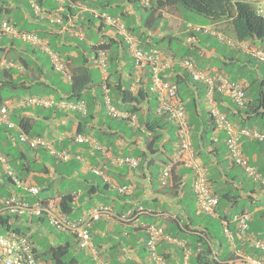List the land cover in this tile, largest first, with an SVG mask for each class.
Here are the masks:
<instances>
[{"label": "trees", "instance_id": "1", "mask_svg": "<svg viewBox=\"0 0 264 264\" xmlns=\"http://www.w3.org/2000/svg\"><path fill=\"white\" fill-rule=\"evenodd\" d=\"M37 1L43 5L42 0ZM68 2L69 3L63 5L64 11L62 13V17L64 18V21L62 23L68 22L69 17L77 15L80 11L78 7L82 4L81 6L84 5L88 8V10L95 8L101 12L111 14L113 17L121 16L128 31L131 32L133 36L140 39L142 45L146 43V47H155L156 43L160 42L159 40H156L157 37L155 35H157L156 32L158 28L161 27L162 30V28H164L168 23V20L165 21L167 15L164 11L170 7L176 6L179 10L184 9L215 20H225L232 26V34L235 39L249 41L252 44L263 48L260 43H264V15L258 12V5L252 0H149L147 4L144 0H69ZM231 5L235 8L234 14ZM54 8L58 9V7ZM4 10L11 13L12 7L4 5V1L0 0V15ZM88 10L84 12L85 14L81 19L82 21L80 20V23L83 24L81 26L86 28V32L88 28L96 29V31L98 30L100 33L105 29V23L101 18H97L94 14L89 13ZM180 16L181 18L179 21L177 20L178 31L180 32L177 35L166 33L162 38L169 39V43L171 44L174 39H183L187 43L189 37H194L200 38V42L202 44L199 41L196 44L190 43L185 50L179 51L178 53L174 52L173 57L176 58V56H179L178 58L180 59L187 57L193 59L195 62H200L201 53L203 52L207 42L211 40L210 42L212 47L210 45L206 48H209L210 50V48L215 47L217 49V55L214 58L209 56L206 61L202 62V68H207L212 74H221V72L224 75L227 74L230 76V79L234 81H245L247 101L244 106H238L233 102L236 105L234 107L236 112L230 114L227 113L228 119L231 121L234 120L233 122L236 121L238 125L242 127L247 126L264 130V63L254 58L251 54H246L239 49L233 48L232 46L225 44V46L221 47L220 42L217 41L214 43V41H212L211 38L214 36L213 34L205 33L204 30H197L195 29L197 27L195 25L190 24L191 27H187V25H184L183 23L182 13ZM163 21H165L164 24H162ZM14 24L17 25V22L14 21ZM75 24L71 25V28L74 30L77 28ZM144 28H146L147 34H150L148 36L149 38L154 37L153 42H149V38H147L146 33L144 34L142 32ZM228 32H231V30L227 31V33ZM103 35L104 37H102L97 44L95 43L91 46L88 45L84 37L75 35H72V39L64 46V51L60 50L59 47L53 48L52 46L54 52H56L66 63L70 74H72L71 80L66 78H62L61 80L57 79V81L48 79L49 82H47L41 79V76L44 75L46 71L44 66H41L40 63L36 64L34 62L35 64L33 65V60L31 61L29 57L21 54L16 59L10 60L13 64H20L25 67V69H29L32 72H19L18 69L13 66H2L0 68V70H3L2 75L0 76V109L9 100V97L13 96L11 95L5 98L2 91L6 89L20 90L23 94H30L27 97L48 96V94L53 95L52 98L57 102L61 100H65L67 102H78L79 100H84L87 105L86 114L78 113L77 111H73L72 113H75L77 117H80V119H83L84 121H80V123L82 122L84 126L80 125L77 132H87L86 134H88L89 131L87 129V125L89 123L92 124V120L98 114L96 112V107L99 104L103 110L104 107L106 109L101 112V114L103 113L101 115L102 121L105 119L109 124L113 119L126 122L109 112L105 98L108 94L111 98L113 106L117 110H120L123 105H126V111L137 113L138 119L143 128L146 127V129L151 132L150 138L147 136V142L150 145L161 142L164 134L161 131L158 132V130H169L170 128H173V126H171L172 121L167 115L157 114L156 111L151 112L150 110H147L145 114L143 111L142 103H146L148 105L151 103L153 98L157 101L156 105L158 106V96L153 92V78L150 67L146 66L142 80L137 87H133L131 79L124 81L123 71L128 72L129 70V75L131 76L135 71V58L132 56L133 63L132 61H129L125 66H120L118 61L120 60V54L123 53L124 58L125 55L130 54V46L126 43L123 37L118 34L111 36L110 34L104 32ZM58 36L59 35L56 34L54 35V37ZM49 45H51V41L49 42ZM223 47L228 49V54L222 53L221 49ZM68 48H75V50L79 49V51L77 50L78 55L73 57L71 54H66L70 52V49L68 50ZM101 50L106 51L105 61L107 76L104 78L101 69V82H96L93 76L91 62L94 58L97 59ZM163 51L165 54H168L167 50ZM30 52L36 53L37 50L33 48ZM220 54L223 56L222 59L219 58ZM2 59L3 58L0 57V60ZM34 69L35 71H33ZM50 69L54 71V66L51 65ZM170 70L167 71L166 69L161 72V76L166 81L174 82L178 86V94L183 102L187 115V122L192 131V144L194 150L196 151V156L203 158V166L209 172V174H207V181L213 190V195L218 198V204L216 205L215 213L213 215L220 218L223 222L228 223V228L232 232L233 237L237 238L236 241L239 243L237 246L243 249V242L247 243L249 251L246 252L251 253L253 250L255 257L262 259L264 264V249L255 247L251 241L253 238L264 242V208L259 210L256 209L261 206L262 201L264 203V197L259 199L255 197L258 192L257 188H264V162L257 164L249 158V163L256 167L257 172L261 176L259 180L255 181L251 175L246 172L242 165L233 160L230 156L228 146H226L228 158L223 157L222 160H218L215 164L211 159H208L203 150L208 148L207 140L210 145L213 144L212 135L215 133L217 128L210 112H205V110L200 108V101L206 98V86L202 82L199 83L194 81L189 71L180 65L175 67V69ZM58 73L59 76L64 77L62 73ZM105 89H109L108 93L105 92ZM220 96L221 94L218 93L216 95V99L220 100ZM27 97L22 98V100H25ZM218 106L222 112H226L221 105L218 104ZM43 109L47 110V112H45L46 114L43 113V120L23 116L21 112L16 113V110H10V119L15 126L8 127L5 124H0V148H6V146H4L6 139H9L10 136L14 140L15 136L13 135V131L18 130L19 134L16 142L14 140L12 143L13 145H16L17 149H12L11 146V150H6V152H8V155L11 156V162L16 170H18L21 177H26L25 175L33 171V165L34 163H38V159H36L35 154L27 155V151H24L23 148L20 147V145L25 144L30 151L34 150V148H32V146L28 143H21L19 138L20 134L26 133L30 136H34V131H37L38 135L43 136L44 132L37 130L39 122L44 124V122L49 121V118L53 116L52 113L55 114L54 117L61 118V116H64L62 111L65 112V110L58 108L57 105H53V107L50 108H41L38 106L33 107L34 113L36 112L35 114L37 115L41 114V110ZM58 109H60V111H57ZM104 112L107 114H104ZM152 115H155V117L152 118ZM144 117L147 118L145 119ZM45 125L47 130H49L48 124L45 123ZM91 128H89V130H91ZM176 129L178 130V127ZM139 131H142V128H139ZM112 142L113 140L108 141V144H111ZM245 142L243 143L242 141V148L246 155L249 153L248 148L251 144L255 145L256 148L260 146L264 152V145L262 143L249 140ZM222 145L223 144H219V146ZM41 149H37L36 152H39ZM214 150H216V152L221 151L217 145L214 147ZM13 151L15 152L13 153ZM52 156L55 157L54 155ZM227 160L228 162L230 161L227 166V170L230 171V173L237 167H242L243 171L240 176L236 175L232 171L230 175L227 174L226 181H223L216 176V170L218 168V164L226 163ZM42 161V163L39 162V168L43 171L41 173H48L49 169L46 162L44 160ZM3 178H7L5 173L3 174ZM173 182L174 184L171 187L172 192L170 194L176 196L182 189H184L185 184L182 183L181 175L179 176V179L174 178ZM102 183L103 188L108 186L107 183L103 181ZM245 183H248V185ZM96 187L97 191L95 192H102L100 184H97ZM1 188L2 186H0V190ZM60 196L62 211L69 217L74 218L76 216V209L74 207L76 195L72 192H66ZM245 210L252 212L254 216L252 217L249 228L244 233H241L237 224L233 221V217L236 213L244 212ZM200 214L202 213L199 211V208H195L193 218L196 219L197 222L196 224L192 222V225L181 224L178 217H168L166 219V227H163L165 233L172 234L176 238L187 241L186 248H180L181 252L179 253L182 254L181 259L186 257V251L188 250L190 251L189 257L191 264H227L226 262L231 256H233V252H229L228 255L225 256L226 258L220 257L219 254L215 252L214 241L218 240L217 235L208 225L202 224L203 221H201L198 217ZM190 220H192V218ZM20 221L21 218L18 216L0 215V226L4 227L6 232L15 230L23 234L27 233L30 241H32L35 245L36 241L33 233L31 234L28 230L22 229L18 225ZM144 229H146V227H144ZM140 237L141 239L143 238L147 240L148 234L145 233L144 236L142 235ZM242 237L248 239L243 240ZM138 238L135 239L132 236V240H134L133 244H135L132 245V248H135ZM121 241H123L122 238L118 239L117 242H114V245L116 246ZM250 242L252 244V246L250 244L251 248L249 246ZM124 243H129V241L124 240ZM166 243V240H162L160 242V244H164V247L160 248L158 246V253L163 255L168 262L170 254L166 252ZM74 244H78V242L76 241ZM72 246L73 244L70 241L60 242L59 244L51 243L49 246L44 247V249L40 251V247L35 245V251L38 260L43 264H81L76 255H74V250H71ZM145 250H147L146 242L145 247H142L141 252H139L138 259H127V262L129 264H147L143 258L145 255L143 252ZM112 253L113 254L110 255V261L113 264H123L117 255L114 252ZM91 264H96V262L92 260Z\"/></svg>", "mask_w": 264, "mask_h": 264}, {"label": "crops", "instance_id": "2", "mask_svg": "<svg viewBox=\"0 0 264 264\" xmlns=\"http://www.w3.org/2000/svg\"><path fill=\"white\" fill-rule=\"evenodd\" d=\"M3 1H4V5L12 7L11 12H13V9H15V8L20 9V7H18L20 5V3L18 4V0H3ZM49 2L56 4V5H52L54 7H59L61 4L58 5L54 1L42 0L43 8L47 9L48 11H53L52 14L56 13V11L51 10L50 6L47 4ZM81 5L79 7H82ZM127 8H128V6H127ZM79 10H80V8H79ZM3 12H7V11L4 10ZM164 13L167 15V17H168V15H170L167 11H164ZM84 14L85 13L83 11H79V13L77 15H73V17H70L69 21L66 24L63 23V25L50 24L48 21L43 20V22H44L43 24L45 25V27H42V29L40 31L42 33H44L45 36L40 37L37 32H32V33H35L44 42H46L52 51H54V50L49 45L50 40L47 37V35H49V34L59 35L58 37H56L57 43H58L57 45H58L59 49L62 50V48L64 49V46L67 45L69 43V41L72 39V37H71L72 35L81 36L84 38L88 37V35L86 33V28L81 26L83 24L80 23L82 21L81 19L83 18ZM117 17H119V16H117ZM5 20L10 21L11 23L13 21L11 19H5ZM122 21H123V19H122ZM75 22H76V24H75ZM224 22L226 23L225 20L222 23H224ZM12 24L17 28V25L14 24V21ZM73 24L76 25V27H77L76 30L71 29V25H73ZM176 28H178V27H176ZM205 28H207V27H205ZM212 29L216 30V31L223 32L224 34L227 33L225 31L219 30V28H216V29L212 28ZM104 30L107 31L106 32L107 34H110L111 36H115V33L113 32V29L110 26L106 25ZM109 30H110V32H109ZM19 31L30 32V31H22V30H19ZM142 32L144 34L146 33L147 38H149L148 36L150 34H147L146 28H144L142 30ZM179 32L180 31H178V29H177V32L174 31L172 33V35H177ZM100 33H101V38L104 37V35H103L104 32L101 31ZM156 34L157 35L162 34L161 27L158 28ZM164 34H166V32ZM157 35H155V36H157ZM226 35H228V34H226ZM10 36H13V35H10ZM61 36H62V39H61ZM229 36L234 38V35L233 36L229 35ZM13 37H15V36H13ZM17 38H19V37H17ZM153 39H154V37L149 38L148 41L153 42L154 41ZM201 39H203V38H201ZM21 40H23V39H21ZM66 41H68V42H66ZM198 41L199 42L201 41L200 38L189 37L187 40V43H188V45L190 43L196 44V43H198ZM145 44H143L144 48L151 47V46L146 47ZM90 45H94V44L90 42ZM210 45H211L210 41L207 42L206 46L204 45L205 46L204 50L201 53V60H200V62H197V65L200 68L202 67L201 66L202 62L206 61L209 56L214 58L217 55L216 54L217 49L215 47L210 48V50H209V48H206V47H209ZM61 46H62V48H61ZM211 47H212V45H211ZM33 48H35L37 50V52L41 51V52L48 53L47 51H45L43 49L42 45L32 44L31 49H33ZM31 49H26V48L20 49L17 46H15V43L13 40H12V44H8V46L7 45L1 46V50L6 55L10 51H17L18 56L21 54L23 56L30 57L31 55H35L37 53V52L31 53L30 52ZM68 49H70V52H68L66 54H71L73 57L78 55L77 49L76 50H75V48H68ZM169 51L167 53L173 57L174 51L172 50L171 46H170ZM206 51H207V54H206ZM121 53H122V51H121ZM48 55H49V53H48ZM120 55H121L120 60L118 62L120 64V66H125L127 62H126L125 58L123 57V53ZM130 55L133 56L131 50H130ZM0 57L3 58L2 59L3 61H8L6 56L5 57L0 56ZM178 57L179 56H176V58H175V60L178 59L177 62H173L172 65L169 68H167V71L170 69H175V67L180 65L179 64L180 58H178ZM222 57L223 56L220 54L219 58L222 59ZM10 60H13V59H10ZM50 60H51V65H53L51 57H50ZM34 62L36 64L40 63L41 66L42 65L44 66V69L46 72L44 75L41 76V79L49 82L48 79H51V78H49L50 75H48V73H47V69L45 67V64L42 63L41 60H38V59L33 60V62H32L33 65L35 64ZM96 66H98V65H96ZM1 67H2V65H0V68ZM13 67H16L19 72H22V71L23 72H32L29 69H25V67H23L17 63H15L13 65ZM33 71H35V69ZM123 72H124V81L131 79L133 82L131 75H129V73H127V71H123ZM228 77H230V76H228ZM243 82H245V81H243ZM14 91L15 92L12 94L13 96L9 97V100L6 102V103H11L10 110H14V111L16 110V113L21 112V114L23 116H28V117H33V118L43 120V116L46 113H44V114L41 113V114L37 115V114H35L36 112L34 113L32 106H18L17 108H14L12 105H15L17 101H20V100H22V98L30 95L28 93H27L28 95L23 94V93H21L20 90H14ZM44 96H47V95H44ZM48 96L53 97V95H49V94H48ZM217 98H218V96H217ZM215 100L226 111V112H224L226 115H227V113L230 114V113L236 112V110L234 108L236 105L233 103V101L228 96L221 95L220 100L219 99H215ZM200 104H201V107H200L201 109L205 110V112L209 111L210 104L208 103L207 95H206L205 99L200 101ZM148 105H149V108H148ZM148 105L146 103H142L143 111L145 112V114H146L147 110L148 111L150 110L151 112L154 111V109H152V107L150 106L151 103ZM21 107H23V108H21ZM127 108H128V105H127ZM96 109H97L96 112L98 114L92 120V124L89 123L87 125V129L89 131L88 134L95 137L98 141L108 145L109 149L107 150L106 153L96 151L92 147V145H90V144H81V143H77L74 140V134L77 132L79 126L83 125L82 122L80 123V121H83V119L81 120L80 117H77V115L75 113L62 111L64 113V116H61V118L54 117L55 114L52 113L53 116H51L49 118V121L44 122V124L45 123L48 124V128L50 131L47 130V135H49L51 137V139L55 142L56 147H58V148H66L67 147L69 150L76 152L80 155L79 157H74L72 159H75L77 162H79V164L84 169V171H86L85 172L86 174L83 177L82 181H83V183L87 184V186H88L89 199H91L93 197H98V196L104 197L105 199H109V202H107V203L98 201L92 207L85 210L82 208V205L80 203V201L82 200V197H83L82 191L75 192L74 193L76 195V199H75L76 204H74V207L76 209V212H75L76 216L75 217H78V216L85 214L86 212H88L89 210H91L92 208H94L98 205H107L108 207L112 208L113 212L116 214V216L114 218H106V219H102V220H99V221L93 223L92 227L90 228L92 241L95 245L97 252L99 253L100 259L103 262L113 264L110 261V255L113 254L112 252H114L117 255V257L122 261L123 264H129L127 262V259L137 260L139 257V252H141V248L145 247L146 240L143 238L141 239L140 236H142V235L144 236V234L147 233L146 229H144V227H146V225L153 224V225H157V226L166 227V219L168 217H178L181 224H183V225H186V224L192 225V222L196 224L197 221H196V219L193 218L194 209L198 207V203L196 201V196H195V192H194V188H193L194 181H195L196 174H197L196 170L199 169L200 171L204 172L206 177H207V174H209V172L203 166L204 165L203 164V158L196 156V151L194 150L193 144H192L193 157H191L189 155L185 156L187 162L190 163L189 165L184 162L185 157L182 160H180V159L177 160L175 163L173 162V160L175 158L179 157V155H178L179 154L178 153V151H179V140L177 137L179 133H178V130L176 129L177 125L174 122H171V126H173V128H170L169 130L168 129H163V130L159 129L158 130V132L161 131L164 134L163 140H161V142L155 143L154 145H150L147 142V136L150 138L151 132L148 131L146 129V127L143 128V126L141 125L142 127H140V128H142V131H139V128L132 127L127 121L126 122L122 121V122L128 124V126L131 127V129H129V127L125 126V124H121L119 126H114L113 123L109 124L105 119L102 121L101 115L103 113L101 114V112H102L103 108L100 106V104L96 107ZM121 109L126 110V105H123L121 107ZM53 110H56V109H53ZM104 110H106L105 107H104ZM57 111H60V109H58ZM151 117L153 118V117H155V115H152ZM144 118L146 119L147 117H144ZM235 123L238 124L236 121H235ZM101 124H103V125H101ZM89 128H91V130H89ZM170 132H174L175 145H174V147L171 148V152L167 153L166 152V144L172 140L171 137H169ZM105 135H108L106 137L111 136L112 139L107 140V138H105ZM226 136H227L226 132L219 131L216 129L215 133L212 135L213 144L210 145L209 141L207 140L208 148L204 149L203 151L205 152L206 157L208 159H211L214 162V164L218 160H222L223 157L228 158V152H227V147H226L227 145L225 144V137ZM10 138L11 137L9 136V139H6V142L4 144V146H6V148H0V150L3 151V153L5 155L9 156V158L11 156L8 155V152H6V150H9V149L11 150V146H12V149H17L16 145L12 144L15 139L13 140L12 138L11 139ZM112 140H113V142L111 144H108V141H112ZM242 141L244 143L245 141H247V139H245V138L241 139V146H242ZM15 142H16V140H15ZM245 143H248V142H245ZM219 144L220 145L223 144V145L219 146ZM216 145L218 146V148L221 149L220 152H218V151L216 152V150H214V147ZM223 149H224V151H223ZM15 151H13V153ZM126 151L130 152V154H127V155H130L131 157L133 156V157H136L139 159L140 162H139V165L137 167L133 168L128 164H116L114 162L116 157L125 156L126 155L125 153H127ZM248 151H249V153L247 155L244 152V154H245L246 158H248V160L250 158L251 160H253L257 164L264 162V152L260 146H258L256 148L255 145L251 144L250 147L248 148ZM30 152H31L30 154H28L26 152L27 155L35 154L36 159H38V162H41V163L43 162L39 156L38 151H37L38 153L34 152V151H30ZM172 162H173V166H172L171 176H170L169 180L167 181V183L165 185H163L162 179H161L162 178V176H161L162 172L165 169L166 165L168 163H172ZM229 162L227 160L226 163H221V164L217 165L218 168L216 170V176H218L220 178V180L226 181L227 174L230 175L232 173V171L234 173H236L235 172L236 169L232 170L231 173H230V171L227 170L228 169L227 166H228ZM230 166H232V165H230ZM47 167L49 169L48 173H45V172L41 173L43 171H41L40 168L38 170H36L35 168L32 169L33 171L30 172L31 177L27 178V180L29 181V179H31L32 182L34 183V182H36V180H35L36 175H41V174L47 175V174H49L51 172V169L48 165H47ZM93 168H101L103 170V173H105V175L109 176L114 181V183L120 184V185H126L128 187V191L125 194L120 193L117 189L112 187L110 184H107L108 185L107 187H105V186H104L105 188L102 187V192L101 191L95 192V191H97L96 185L98 184V182H96L94 180L95 176L101 178V180L103 182H104V179L101 176L95 174L93 171ZM3 174H4V171H3L1 163H0V186H2L0 191H1V193L5 194L8 192V187H7V182H6L7 180L5 178H3ZM88 174H89V176H88ZM180 175H181L182 183L185 184L184 189H182L180 191V193L176 196L171 195L170 194L172 192L171 187L174 184L173 180H174V178L179 179ZM254 180L257 181L256 179H254ZM245 184L248 185V183H245ZM249 184H251V183H249ZM236 185L238 186L237 183H236ZM111 191L113 193L109 194V192H111ZM257 191L258 192L256 193V196H255L256 198L259 199L261 197H264V188H262V187L257 188ZM244 195H245V193H244ZM110 201H113V203H111ZM78 207L81 208V212L79 210H77ZM261 208H264L263 201H262L261 206L257 207L256 209L259 210ZM200 212L204 215H210V214H206V213L202 212L201 210H200ZM20 218L22 220L25 219V224H26L27 230L30 233L34 232L37 234L40 233L42 235H48L50 233V230L45 228V226H44V221H45L44 218L46 220H48L46 217H36L35 218V216H22ZM191 218H192V220H190ZM202 224H204V223H202ZM204 225H206V224H204ZM132 236L135 239H137L139 237L135 248H132V245H135V244H133L134 240H132ZM120 238H122L123 241H121L119 244H117L115 246L114 242H117L118 239H120ZM124 238H126V239H124ZM242 239L246 240L243 237H242ZM75 240L77 241L76 238H75ZM124 240H128L129 243H124ZM236 240H237V238H234V237L232 239H230V243H231L230 245L232 247L229 249V251L227 253H226L227 249L224 247L223 242L221 240L220 241H218V240L214 241L215 242L214 243L215 252H217L219 254V256L222 258H226L225 256L228 255L229 252H231V251L234 252L236 250H239L243 254H247V255H251V256L255 257V255L253 254V250L251 251V253L246 252V251H249L247 243L243 242V246H244L243 249H245V250H243L239 246H237V244L239 245V243ZM54 241L56 242L55 244H59L61 242L57 238L54 239ZM37 244H39V243L35 242L36 246H37ZM250 244H251V242L249 243V246H250ZM76 246H77V244H76ZM251 246H252V244H251ZM251 246H250V248H251ZM159 247L163 248L164 244H160ZM165 248H166V252L168 254H170V259L168 261L169 262L168 264H172V263L173 264H180L181 260H182L181 259L182 254L179 252H181L180 248H182V247L180 245H177V244L166 243ZM87 254H88V256L92 257V254L90 251H88ZM143 254H145L143 258L147 262V264H154L153 262H151V258L149 255L148 248H147V250H145L143 252ZM92 260H93V257H92ZM40 264H43V263L40 262Z\"/></svg>", "mask_w": 264, "mask_h": 264}, {"label": "built area", "instance_id": "3", "mask_svg": "<svg viewBox=\"0 0 264 264\" xmlns=\"http://www.w3.org/2000/svg\"><path fill=\"white\" fill-rule=\"evenodd\" d=\"M29 1L35 9L36 16L39 19L47 20L50 24H62V18L59 15L46 11L36 0ZM144 1L146 4L149 2V0ZM252 1L258 5V12L264 15V0ZM94 13L97 18H101L104 23L114 29L117 33L121 34L126 43L130 46L135 58V71L133 74L135 86L140 84L146 66L150 67L153 78V92L158 96V112L159 114L167 115L178 127L180 137L178 151L179 157L175 158L173 162L175 163L179 159L182 160L186 155L193 157L192 131L187 122V115L183 102L178 94V86L174 82L166 81L161 76V72L169 68L173 62H177L178 59L175 60L174 57L165 55L160 49L155 47H150L149 49L143 48L140 45V42L129 31H127L121 17H113L107 13H100L99 11H95ZM188 27H191V25ZM195 29L204 30L205 33H211L221 41L228 43L233 48L251 54L260 62L264 63V51L253 46L249 41L233 39L220 32L213 31L210 28L197 26ZM0 34H11L23 40L30 41L34 45H42L43 49L51 56L54 69L57 72L62 73L66 79H72V74H70L66 63L62 58L59 57L56 52L52 51L47 43L35 33L21 32L9 21H3L0 26ZM105 57L106 51L101 50L96 59L97 64L102 69L104 78L107 76ZM179 64L181 67L189 71L194 81L205 84L207 100L210 104V115L215 121L216 128L227 134L226 143L230 156L236 163L242 165L246 172L254 179H260V174L254 166L248 163V160L244 155L241 146V139L245 138L250 141H258L264 145V131H261L258 128L246 126L239 127L235 125L228 119V116L220 110L218 103L215 100L216 95L220 93L221 95L229 96L238 106H244L246 103V92L243 84L240 81L230 79L224 74H211L209 71L200 68L191 58L186 57L179 59ZM3 65L10 67L13 63L4 61ZM108 91L109 89H105L106 93H108ZM105 98L108 110L111 114L116 117L130 118V121L133 124L136 123V115L130 116L127 113L118 111L113 106L108 94ZM53 105H58L59 108L65 111H77L83 114H86L87 112V105L84 100H79L78 102L61 100L56 103V101L49 96L27 97L25 100L17 101L16 104L12 106H38L42 108H50L53 107ZM10 107L11 103H6L1 107L0 124L14 127L15 124L10 119ZM74 138L77 143L91 144L96 150L102 152L107 151V148L100 144L91 135L76 133ZM20 140L21 142L28 143L32 148L47 149V151L62 161H69L74 157L80 156L78 153L73 152L68 148H55L47 138L42 136L29 137L25 133H21ZM114 162L116 164H128L133 168L137 167L139 164V160L136 157L131 156L116 157ZM173 162L168 163L162 172L161 179L163 185L167 183L171 176ZM184 162L188 165L190 164L187 162L186 157ZM0 163L9 179V182H7L8 192L6 194L0 192V215L46 217L49 223L57 230L69 233L76 237L78 247L90 251L98 264H109L100 259L99 253L92 241L90 228L93 223L99 220L114 218L116 214L113 212L112 208L107 205H98L81 216L71 218L62 211L61 199L59 197L48 199L40 198L38 186L32 181L20 178L13 169L9 158L1 150ZM93 171L120 193H126L128 191L126 185L114 183L109 176L103 173L101 168H94ZM196 173L193 187L197 196L198 206L202 212L206 214H214L216 205L218 204V198L213 195V190L207 181L205 173L199 169L196 170ZM233 220L236 222L240 232L244 233L249 228L252 220V213L248 210L239 212L234 215ZM225 226L227 233H229L227 224ZM146 231L148 234L146 246L150 258H152L151 260L154 264H167L165 258L158 253V244L162 240H167L168 242H178V240L171 235L165 234L163 227L157 225H146ZM251 241L255 247L264 249V242L262 240L252 238ZM181 245H184V243L181 242ZM0 264H39L33 252V246L29 237L16 231H8L5 234H0ZM183 264H189V261L186 259ZM227 264H263V261L251 255H245L237 250L235 257L227 261Z\"/></svg>", "mask_w": 264, "mask_h": 264}, {"label": "rangeland", "instance_id": "4", "mask_svg": "<svg viewBox=\"0 0 264 264\" xmlns=\"http://www.w3.org/2000/svg\"><path fill=\"white\" fill-rule=\"evenodd\" d=\"M49 1H54L56 2L58 5L60 4H64V2H66L65 4L69 3L67 0H64V2H60L59 0H49ZM20 3V5L18 7H20V9H13V12L11 13H7V12H3L0 15V24L3 20L5 19H11L13 21L17 22V28L19 30L22 31H30V32H37L39 34L40 37H44V33H42L40 30L42 29V27H45V25L43 24V20L39 19L36 16L35 13V9L32 7V4L29 0H18V4ZM52 10H55L56 12L62 14L63 13V7L60 5L58 7V9L54 8V6L52 5H56L54 3H47ZM16 6V5H15ZM181 13H182V19H183V23L184 25H187V27L191 24V25H195V26H201V27H207V28H219V30L222 31H229L231 30V32H228L226 34L227 37H230L229 35H233V28L232 26L228 23V22H223V20L221 19H211L202 15H198L196 13L193 12H189L186 11L184 9H180ZM166 11L170 14L168 15V17H166V20H168V23L165 25L164 28H162V34L161 35H157L156 40H159V43H156V46L158 48H160L162 51L163 50H170L169 46L171 45V48L174 52L178 53L179 51H183L185 50V48L188 46V43H186V41H184L183 39H174L171 44L169 43V39H163V35L164 33H171L176 31L177 29L176 27H178V22L179 19L181 18V14L180 11L178 9H176L175 7L166 9ZM165 21H163L162 24L165 23ZM175 23V24H174ZM103 32H107L105 30H103ZM110 32V30H109ZM88 33V37H85V41L88 43L89 46L90 42L93 44H97V42H99L101 40V33H99L98 31H96V29H88L87 28V32ZM66 36V35H65ZM47 37L49 38V40L51 41V45L50 47L53 46V48L58 47V43H57V38L54 37V35L49 34L47 35ZM62 39V36H61ZM212 41L215 42H220L221 46H225L229 45L228 43L221 41L218 37L213 36ZM12 40L15 43V46H17L18 48L22 49V48H26V49H31L32 44L30 41H24L21 40V38H17L16 36H10L9 34H3L0 36V56H6L8 60L10 59H16L18 57L17 55V51H10L7 53V55L1 50V46L2 45H7L8 44H12ZM211 41V40H210ZM55 45V46H54ZM260 45L264 48V43L261 42ZM230 46V45H229ZM62 48V46H61ZM168 48V49H167ZM69 50V49H68ZM79 51V49H77ZM222 53L223 54H228V49L223 47L222 49ZM62 51H64V49L62 48ZM167 51V52H168ZM170 52V51H169ZM78 53V52H77ZM37 55V56H36ZM181 55V54H179ZM36 56V57H35ZM30 60H41L42 63L45 64V67L47 69V73L48 75H50L51 79H53L54 81H57V79L61 80L64 77L59 76V73L57 71H53L50 69V65H51V60L50 57L48 55V53L46 52H41L38 51L35 55H31ZM125 60L126 62H131L133 63V59L132 56L129 55H125ZM97 62L95 60V58L93 59V61L91 62V68H92V72H93V76L95 78L96 82H101V77H102V72L101 69L96 66ZM129 67V66H128ZM3 70H0V76L2 75ZM129 73V70L128 72ZM3 77V76H2ZM56 78V79H55ZM14 89H6L2 91L3 96L6 98L8 96H11L14 93ZM20 92V91H19ZM157 101L153 98L151 101V107L152 109L156 108ZM38 111V110H37ZM39 112V111H38ZM42 113L47 112V110L43 109L41 110ZM104 114H107L106 112H104ZM110 122V120H109ZM114 124V126H119L121 124H125V126L129 127L128 124L118 120V119H113L111 120V124ZM131 129V128H129ZM38 131L44 132V134H47V127L45 124H42V122H39ZM18 130H14L13 131V135L15 136V140L18 137ZM34 135L37 134V131H34L33 133ZM171 137V141H169L166 144V152L169 153L171 152V148L174 147L175 145V141H174V132H170L169 134ZM108 135H105V138H107V140H111L112 137H106ZM178 137V136H177ZM21 148H23L25 151H27L28 154H30V150L27 148V145L22 144L20 145ZM127 153H125V156H130L127 154H130L129 151H126ZM39 156L42 160H44L46 162V165H48L51 169V172L49 174H41V175H36L35 176V180L36 182H34L36 185H38L41 189L40 191V197L44 198V197H52V196H58V195H62L66 192H80L82 191L83 193V197L82 200L80 201L82 208L87 210L90 207H92L94 204H96V202L100 201V202H109V199H105L104 197L98 196V197H93L91 199H89V192H88V186L87 184L83 183L82 179L85 176V172L84 169L81 167V165L79 164V162H77L75 159H71L69 161H62L59 160L55 157H53L52 155H50V153L46 150L41 149L39 151ZM133 157V156H132ZM40 167L39 162L36 164L34 163V168L36 170H38ZM35 171V170H34ZM243 169L241 167H237L235 170V174L240 176L242 173ZM39 172V171H38ZM27 178L31 177L30 173H28L27 175H25ZM89 176V174H88ZM94 180L96 182H98V184L101 185V187H103V183L101 178L95 176ZM113 192H109V194H112ZM111 203H113V201H110ZM76 204V202H75ZM77 210H79L81 212V208H77ZM200 218L201 221H203L204 224L208 225L212 231L217 235V239L218 241H222L224 247L227 249L226 253L229 251V249L232 247L230 244V239L233 238V235H228L227 233V229L225 226V223L218 218L215 215H204V214H200L198 216ZM36 218V217H35ZM44 226L45 228L50 230V233L48 235H42V234H37V233H33L34 235V239L36 242H38L39 244H37L40 247V251H42V249H44V247L49 246V244H55L56 242L54 241V239H59L61 242H67L70 241L73 246L71 248V250H74V255H76V257L79 259V262L81 264H91L92 262V258L88 256V251L85 249H80L76 246V244H74L76 242L75 238L66 232H60L59 230H57L55 227H53L51 224H49L48 220H46L44 218ZM22 229L27 230L26 224H25V219L19 222L18 224ZM6 233V229L4 227L0 226V234H5ZM31 233V234H32ZM232 233V232H231ZM50 235V236H49ZM54 238V239H53ZM233 245V244H232ZM89 258V259H88ZM88 259V260H87Z\"/></svg>", "mask_w": 264, "mask_h": 264}, {"label": "clouds", "instance_id": "5", "mask_svg": "<svg viewBox=\"0 0 264 264\" xmlns=\"http://www.w3.org/2000/svg\"><path fill=\"white\" fill-rule=\"evenodd\" d=\"M37 1V0H36ZM68 1V0H67ZM60 2H64V0H61ZM37 3L38 4H40L38 1H37ZM66 3V2H65ZM64 3V4H65ZM63 4V3H62ZM61 4V6L63 7V5ZM41 5V4H40ZM42 6V5H41ZM176 9H178L179 10V8L178 7H176V6H174ZM42 8H43V6H42ZM80 8V11H83V12H85V11H87L88 10V8L87 7H85V6H82V7H79ZM170 8H172V7H170ZM43 9H45V8H43ZM84 9V10H83ZM258 9V8H257ZM46 11H48L47 9H45ZM89 11V13H92V14H94V16H95V11H99V10H97V9H93V8H91V9H89L88 10ZM180 11V10H179ZM48 12H50V13H52L53 11H48ZM100 13H106V12H101V11H99ZM53 14H55V15H59L61 18H62V22L64 21L63 19V17H62V14H60V13H58V12H56V13H53ZM108 14V13H107ZM181 14V13H180ZM108 15H111V14H108ZM112 16V15H111ZM96 17V16H95ZM119 17H121V16H119ZM70 18V17H69ZM121 19H122V17H121ZM3 21H8V20H3ZM2 21V22H3ZM47 21V20H46ZM103 21V20H102ZM10 22V21H9ZM104 22V21H103ZM11 23V22H10ZM67 22H65L64 24H66ZM12 24V23H11ZM1 25H2V23H1ZM0 25V26H1ZM13 25V24H12ZM58 25H63V23L62 24H58ZM105 25H107L106 23H105ZM125 25V24H124ZM126 27V26H125ZM71 29H73V28H71ZM127 29V28H126ZM211 30H213V29H211ZM127 31H128V29H127ZM213 31H216V30H213ZM113 32L115 33V34H118V35H120V36H122L121 34H119V33H117L114 29H113ZM217 32H220V31H217ZM131 33V32H130ZM220 33H222V34H224L223 32H220ZM132 34V33H131ZM0 35H3V34H0ZM11 35V34H10ZM133 35V34H132ZM225 35V34H224ZM14 36V35H13ZM215 36V35H214ZM226 36V35H225ZM123 37V36H122ZM139 42H140V45L143 47V45H142V42L140 41V39H138L136 36H134ZM232 38V37H231ZM124 39V38H123ZM233 39H235V38H233ZM253 46H256L257 48H259V49H262L263 51H264V49L263 48H261V47H259L258 45H255V44H253ZM144 48V47H143ZM150 48V47H149ZM149 48H145V49H149ZM155 48H157V47H155ZM160 49V48H159ZM131 50V49H130ZM161 50V49H160ZM162 51V50H161ZM132 52V51H131ZM164 54H165V52L164 51H162ZM133 54V53H132ZM247 54V53H246ZM165 55H167V56H171V55H169V54H165ZM172 57V56H171ZM254 58H256V57H254ZM257 59V58H256ZM96 60V59H95ZM5 62H11L10 60H8V61H5ZM3 63H4V61L3 60H0V65H2V66H5V65H3ZM197 63V62H196ZM14 65V64H13ZM12 65V66H13ZM99 66V65H98ZM202 68V67H201ZM204 69V68H203ZM55 70V69H54ZM205 70H207V71H209L207 68L205 69ZM56 71V70H55ZM210 72V71H209ZM211 73V72H210ZM134 74V73H133ZM212 74V73H211ZM222 74V73H221ZM227 76V75H226ZM132 77V79H133V75L131 76ZM65 78V77H64ZM230 78V77H229ZM242 84H243V86H244V90H245V82H243V81H240ZM133 87H137V86H135L134 85V79H133ZM245 92H246V90H245ZM106 97V96H105ZM229 97V96H228ZM230 98V97H229ZM233 101V100H232ZM246 101H247V94H246ZM234 102V101H233ZM56 103H57V101H56ZM159 104V103H158ZM56 106V105H55ZM58 106V105H57ZM151 106V105H150ZM14 108H17V107H14ZM42 108V107H41ZM59 108V107H58ZM148 108H149V105H148ZM61 109V108H60ZM63 110V109H62ZM118 111H120V112H124V113H127L128 115H130V116H133V115H136V117H137V120H136V123L135 124H133L131 121H130V118H122V117H118V118H120V119H123V120H125V121H127L132 127H137V128H140V127H142L141 126V123H140V121H139V119H138V115H137V113H133V112H128V111H126V110H118ZM154 111H156V113L157 114H159V112H158V106L154 109ZM65 112H73V111H65ZM78 113H81V112H78ZM162 115V114H161ZM233 122V121H232ZM235 125H237V126H239V127H242V126H240V125H238V124H236L235 122H233ZM251 128H253V127H251ZM259 129V128H258ZM217 130H219V129H217ZM259 130H261V129H259ZM219 131H221V130H219ZM261 131H264V130H261ZM76 133H80V132H76ZM75 133V134H76ZM26 134V133H25ZM75 134H74V136H75ZM84 134H86V133H84ZM26 135H28V134H26ZM87 135H89V134H87ZM29 137H33V136H30V135H28ZM34 136H42V135H34ZM92 136V135H91ZM42 137H44V138H47L54 146H55V148H58V147H56V145H55V142L51 139V137L49 136V135H47V134H44ZM178 137H179V134H178ZM20 138V137H19ZM94 139H96L95 137H94ZM74 140H75V138H74ZM97 140V139H96ZM179 140H180V137H179ZM98 141V140H97ZM100 144H102V145H104L106 148H107V150L109 149L108 148V145L107 144H105V143H102V142H100V141H98ZM256 142H258V141H256ZM21 143H23V142H21ZM259 143H261V142H259ZM227 144V143H226ZM91 145V144H90ZM93 147V146H92ZM94 148V147H93ZM37 149H41V148H34V150H32V151H34V152H36V150ZM42 149H44V148H42ZM59 149V148H58ZM95 149V148H94ZM24 150V149H23ZM46 151H47V149H45ZM96 150V149H95ZM96 151H99V150H96ZM49 152V151H48ZM99 152H102V151H99ZM107 152V151H106ZM106 152H103V153H106ZM244 152V151H243ZM50 153V152H49ZM51 154V153H50ZM52 155V154H51ZM245 155V154H244ZM7 156V155H6ZM8 158H9V156H7ZM123 157H125V156H123ZM246 157V156H245ZM138 159V158H137ZM247 160H248V158H246ZM9 160H10V163H11V165H12V167H13V169L15 170V172L17 173V175L20 177V178H22L23 180H27V177H24V176H20L19 175V173H18V170H16V168L13 166V164H12V162H11V159L9 158ZM139 160V159H138ZM67 162V161H66ZM140 162V161H139ZM248 163H249V160H248ZM250 164V163H249ZM139 165V164H138ZM251 165V164H250ZM253 166V165H252ZM255 167V166H254ZM256 168V167H255ZM94 169V168H93ZM4 171V170H3ZM5 173V172H4ZM6 175V174H5ZM252 177V176H251ZM253 178V177H252ZM254 179V178H253ZM6 182H9V179H7L6 178ZM256 180H259V179H256ZM29 181H32L31 179H29ZM105 182V181H104ZM105 183H107V182H105ZM107 184H109V183H107ZM38 186V185H37ZM38 188H39V197H40V191H41V189H40V187L38 186ZM1 192V191H0ZM2 194H4V193H2ZM6 194V193H5ZM125 194V193H124ZM54 197H59L60 199H61V196L60 195H58V196H52V197H44V198H42V197H40V198H42V199H48V198H54ZM198 208H199V206H198ZM199 211H200V208H199ZM252 213V212H251ZM237 214V213H236ZM210 215H213V214H210ZM252 217H253V214H252ZM234 221V220H233ZM252 221V220H251ZM235 222V221H234ZM225 223V225L227 224V226H228V223H226V222H224ZM236 223V222H235ZM163 230H164V228H163ZM228 230H229V233H228V235L230 234V235H232V233H231V231H230V229L228 228ZM10 231H15V230H10ZM16 232H19V231H16ZM61 232V231H60ZM7 233V232H6ZM19 233H21V232H19ZM164 233H165V231H164ZM21 234H23V233H21ZM165 234H168V235H171V236H173V237H175L174 235H172V234H169V233H165ZM24 235H26V236H29L27 233H25ZM76 238V237H75ZM176 238V237H175ZM177 240H178V242H168L167 240V243H170V244H177V245H180L181 247H184V248H186V246H187V241H185V240H182V239H179V238H176ZM245 239V238H244ZM247 240V239H246ZM78 242V241H77ZM181 242H183L184 243V245H181ZM31 243H32V246H33V252H34V254H35V257H36V259L38 260V258H37V255H36V251H35V245H34V243L31 241ZM160 244V243H159ZM159 244H158V246H159ZM77 247H78V244H77ZM147 247V246H146ZM79 248V247H78ZM157 250H158V247H157ZM236 252H237V250L236 251H234L233 252V256H231L229 259H228V261L230 260V259H232V258H234L235 257V255H236ZM189 253H190V251H186V257L185 258H183L182 260H181V263L180 264H183L184 263V261L187 259L188 261H189V264H191V261H190V257H189ZM245 255H247V254H245ZM163 256V255H162ZM92 257H93V255H92ZM164 257V256H163ZM254 257V256H253ZM165 258V257H164ZM255 258H257V257H255ZM93 260L96 262V264H98V262L94 259V257H93ZM165 260H166V258H165ZM262 260V259H261ZM263 261V260H262ZM153 262V261H152ZM38 263L40 264V261L38 260ZM166 263L168 264V262H167V260H166ZM227 263V262H226Z\"/></svg>", "mask_w": 264, "mask_h": 264}, {"label": "water", "instance_id": "6", "mask_svg": "<svg viewBox=\"0 0 264 264\" xmlns=\"http://www.w3.org/2000/svg\"><path fill=\"white\" fill-rule=\"evenodd\" d=\"M231 8L233 10V14L235 13V8L231 5Z\"/></svg>", "mask_w": 264, "mask_h": 264}]
</instances>
